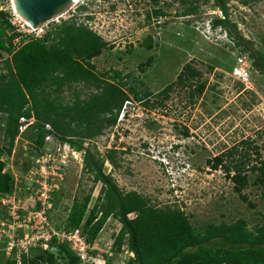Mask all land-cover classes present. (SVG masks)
Here are the masks:
<instances>
[{
    "label": "rangeland",
    "instance_id": "1",
    "mask_svg": "<svg viewBox=\"0 0 264 264\" xmlns=\"http://www.w3.org/2000/svg\"><path fill=\"white\" fill-rule=\"evenodd\" d=\"M192 4L198 6L197 12L182 15L186 6ZM227 6L229 17L238 25L239 32L251 40L255 48H260L264 43V0L250 4L229 0ZM74 8L70 3L63 9L66 10L63 17L57 19L58 13L52 21L41 23L43 33L53 29L62 18L72 17ZM155 9L163 10L166 15L157 16L153 13ZM1 10L9 19L16 20L12 23L16 32L28 34L31 28L14 13L16 10L10 0H0ZM89 15L94 30L108 42L103 53L91 60L94 70L108 74L120 70L124 80L130 81L126 89L132 84L142 92L150 90L152 95L147 98L148 105L146 99L138 101L131 95L125 115L121 113L117 124L102 135L86 139L85 148L104 159L108 150L115 148L118 165L106 158L105 166L121 189L136 190L157 206L181 207L198 228L239 218H245L251 228L263 223L261 189L252 183L243 190L248 196L247 201L243 200L224 168L215 169L208 163L233 148L237 158L249 149L252 163L259 157L264 158V73L253 66L248 53L236 45L225 29L213 26L214 18L224 17L215 1L95 0L90 7L78 9L72 18L81 24ZM149 35L153 37L151 49L143 46ZM234 36H238L237 32ZM21 42V36L14 40L16 46ZM239 54L249 60V78L244 81L233 75ZM9 57V52L0 47V70ZM149 57L155 58L153 64L141 70L140 65ZM187 65L200 74L193 81L178 84L179 74H187ZM204 82L205 89L198 93L197 85ZM168 86L172 89L167 96L158 95ZM92 90L84 83H74L66 87L63 100L68 102L77 93L85 98ZM2 131L0 126V145H6ZM33 137L32 131L23 133L17 137L11 155L3 157L5 169L14 174L19 198L28 205L33 198L23 187L32 181L22 172L24 166L34 163L32 175L37 177L40 172L43 174L37 177L40 182L47 179L52 183L51 171L44 167L51 162L41 157L37 160ZM53 143L50 149L58 147ZM68 147V144L59 146L63 155ZM84 154L85 149L76 155L70 152L63 177L55 181L54 188L58 186L56 189L62 195L57 193L59 201L49 214L54 226L65 225L75 196L82 198L91 192L95 199L100 193V183H95L84 170ZM251 203L255 207H251ZM3 210L0 209V218L6 211ZM110 218L99 234L102 238L99 248L105 254L102 263L110 260L113 264H125L127 258L107 254L109 244L121 227L116 218ZM6 247L7 236L0 235V248L4 253ZM35 252L38 254L39 250Z\"/></svg>",
    "mask_w": 264,
    "mask_h": 264
},
{
    "label": "trees",
    "instance_id": "2",
    "mask_svg": "<svg viewBox=\"0 0 264 264\" xmlns=\"http://www.w3.org/2000/svg\"><path fill=\"white\" fill-rule=\"evenodd\" d=\"M214 1L224 17L214 18L213 26L225 29L236 45L248 53L253 66L264 73V43L255 48L254 43L239 32L238 25L229 17V0ZM257 1L260 0H243L246 4ZM197 10L198 6L192 4L186 6L182 15L194 14ZM153 13L166 15L161 9H155ZM235 32L238 36H234ZM18 36L22 42L16 46L14 40ZM143 46L153 47L151 35L143 41ZM0 47L10 54L0 70V126L6 144L0 145V194L13 192L16 185L13 172L5 170L3 157L11 155L21 134V118L34 117L35 121L25 132L34 133L31 139L35 144V155L44 152L46 135L55 133L59 140L69 142L74 149H85L84 170L101 185L95 199L91 192L82 198L74 197L64 227L81 226L87 240L93 242L108 219L116 218L121 228L114 239V255L122 254L124 246L134 253L125 264H264V222L251 228L245 218H239L230 223H211L198 228L181 207L157 206L136 190L121 189L105 166L106 158L118 165L115 148L108 150L105 159L85 148L86 139L92 140L117 124L122 107L130 101L131 95L138 101H147L152 95L150 90L142 92L132 84L126 89L130 81L124 80L120 70H113L111 74L94 70L91 60L108 47V42L100 34L73 18L62 20L41 37L22 34L16 32L6 12L1 10ZM154 59L149 57L140 69L145 71ZM185 68L187 74H179L178 84L193 81L200 74L189 65ZM74 83H84L93 90L85 98L77 93L72 100L65 102L63 92ZM205 86V82L197 85L198 93H202ZM171 89L172 86H168L158 95L167 96ZM145 104L148 105V101ZM47 124L51 126L48 130ZM235 150L216 155L208 163L215 169L224 168L243 200H248L243 190L252 183L261 189L264 200V158L259 157L252 163L249 149H245L239 158ZM29 169L30 165L24 166L22 172L26 174ZM58 192L62 195L60 191L54 192V206L59 201L56 198ZM250 206L255 207V204ZM2 216L5 217L6 213ZM38 250V254L35 252L30 257L23 254L22 264H79L71 248L67 244H57L55 239L49 250ZM0 264L18 263L14 258H6L0 250ZM106 264L113 263L109 260Z\"/></svg>",
    "mask_w": 264,
    "mask_h": 264
},
{
    "label": "built area",
    "instance_id": "3",
    "mask_svg": "<svg viewBox=\"0 0 264 264\" xmlns=\"http://www.w3.org/2000/svg\"><path fill=\"white\" fill-rule=\"evenodd\" d=\"M10 1L13 3V0ZM94 1L95 0H72L71 3L75 7L72 15L75 16V13H77L80 8L90 7ZM65 11L66 10L60 12L57 15V19L63 17L62 13ZM14 13L18 15L16 11H14ZM19 18L23 20L21 16H19ZM68 18H62V20ZM53 19L54 16L46 22H50ZM11 22L16 23V20L13 19ZM84 24L94 30L89 18L86 17ZM26 25L31 28L28 35L41 37L45 33H43L44 30L41 24L37 27L28 24ZM25 34H27V32H25ZM233 75L243 81L249 78V60L247 56L243 54L237 56ZM124 107H126V105H124L123 108ZM124 111L125 109H122L120 112V114L122 113V116L125 115ZM20 121L22 122L20 129L21 131H24L35 121V118L22 117ZM46 128L50 129L51 126L47 124ZM51 135L54 136L55 140L51 139ZM51 143H53V145H58V147L50 149ZM61 144L69 145L68 149L65 150L66 153L64 155L59 148ZM71 147L72 146L69 142H62L59 140L55 136V133H48L46 135V147L44 152L42 151V153H40L42 156H36V158L38 161H40L39 158L41 157V160L51 162L48 165L45 164L44 167L50 169L51 174L49 178H51L53 184L48 182L47 179L40 182L37 179V177H39L38 175L43 177V174L40 172L37 177H34L31 173L33 171L32 165H34V163H32L30 169L25 174L26 179L30 180L29 182L32 181V184L23 187L25 191L32 195L33 199L29 205L25 201L22 202L19 198L18 193L20 190H17V184L15 185L13 192L0 194V207L6 210V216L0 219V234L7 236V254L13 256L18 264H22L23 254L30 257L38 248L49 250L53 239H55L57 244H67L78 257L79 264H103L102 262H105V254L99 248V239H102L100 235L93 242H89L86 238V233H84L81 226H54L49 215L53 207L54 192L57 191L56 187H58L56 186L54 188L55 181L62 176L65 167L68 166L71 157L70 152L71 154L75 153V155L77 152H83V150H76L73 147L72 150ZM113 243L114 240L109 244L107 250L109 257L114 255V251L112 250ZM123 249L124 252L120 255L124 258L134 255V253L129 251L127 247L124 246Z\"/></svg>",
    "mask_w": 264,
    "mask_h": 264
},
{
    "label": "water",
    "instance_id": "4",
    "mask_svg": "<svg viewBox=\"0 0 264 264\" xmlns=\"http://www.w3.org/2000/svg\"><path fill=\"white\" fill-rule=\"evenodd\" d=\"M72 0H13L17 13L37 27L60 13Z\"/></svg>",
    "mask_w": 264,
    "mask_h": 264
},
{
    "label": "clouds",
    "instance_id": "5",
    "mask_svg": "<svg viewBox=\"0 0 264 264\" xmlns=\"http://www.w3.org/2000/svg\"><path fill=\"white\" fill-rule=\"evenodd\" d=\"M16 12H17V11H16ZM23 19H24V18H23ZM30 25H31V24H30ZM129 102H130V101H128V102L126 101V102L124 103V105H126V107H124V108L122 107V109H126V108H127V104H128ZM124 105H123V106H124ZM118 120H119V119H118ZM28 127H29V126H28ZM28 127H27L26 129H28ZM26 129H25L24 131H21V129H20V133H21L20 135H22V134L26 131ZM47 130H48V129H47ZM50 133H51V132H50ZM20 135H19V136H20ZM45 141H46V138H45ZM110 149H111V148H110ZM36 156H37V155H36ZM34 159H35V158H34ZM30 167H31V166H30ZM5 170H6V169H5ZM0 208H1V207H0ZM2 218H4V217H2ZM2 218H0V219H2ZM110 219H111V218H109L108 221H109ZM104 227H105V226H104ZM103 229H104V228H103ZM0 235H2V234H0ZM7 246H8V245H7ZM1 250H2V249H1ZM6 250H7V247H6ZM6 250H5V253H6V256H7L6 258H13V256H10V255L7 254V251H6ZM2 251H3V250H2ZM5 253H4V254H5ZM14 253H15V251H14ZM14 259H15V258H14ZM16 261H17V260H16ZM17 263H18V262H17Z\"/></svg>",
    "mask_w": 264,
    "mask_h": 264
},
{
    "label": "bare ground",
    "instance_id": "6",
    "mask_svg": "<svg viewBox=\"0 0 264 264\" xmlns=\"http://www.w3.org/2000/svg\"><path fill=\"white\" fill-rule=\"evenodd\" d=\"M25 21L26 24L30 25L25 19H23ZM81 23V22H80Z\"/></svg>",
    "mask_w": 264,
    "mask_h": 264
},
{
    "label": "crops",
    "instance_id": "7",
    "mask_svg": "<svg viewBox=\"0 0 264 264\" xmlns=\"http://www.w3.org/2000/svg\"><path fill=\"white\" fill-rule=\"evenodd\" d=\"M106 225H107V224H106ZM120 228H121V227H120ZM120 228L117 230L118 232H119ZM116 235H117V234H116ZM0 250H1V248H0ZM121 264H124V263L122 262Z\"/></svg>",
    "mask_w": 264,
    "mask_h": 264
}]
</instances>
